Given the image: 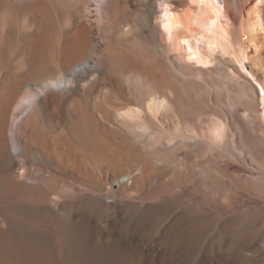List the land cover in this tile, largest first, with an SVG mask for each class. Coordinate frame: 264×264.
Returning a JSON list of instances; mask_svg holds the SVG:
<instances>
[{
  "label": "bare ground",
  "instance_id": "6f19581e",
  "mask_svg": "<svg viewBox=\"0 0 264 264\" xmlns=\"http://www.w3.org/2000/svg\"><path fill=\"white\" fill-rule=\"evenodd\" d=\"M0 264H264V0H0Z\"/></svg>",
  "mask_w": 264,
  "mask_h": 264
}]
</instances>
